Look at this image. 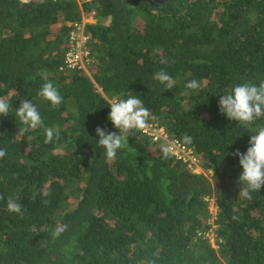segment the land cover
Masks as SVG:
<instances>
[{
    "label": "trees",
    "instance_id": "16d2710c",
    "mask_svg": "<svg viewBox=\"0 0 264 264\" xmlns=\"http://www.w3.org/2000/svg\"><path fill=\"white\" fill-rule=\"evenodd\" d=\"M79 9L0 0V96L13 104L0 116V264H264V187L240 197L232 155L246 152L264 117L241 125L218 108L232 86L264 80V0H90ZM92 10L87 72L61 69L73 25ZM161 69L171 89L153 79ZM43 77L63 98L56 108L37 95ZM192 79L198 90L185 87ZM128 96L211 179L165 157L142 130L107 160L95 129L118 133L109 102ZM25 98L59 140L21 130L14 108ZM10 196L22 216L7 210ZM213 226L218 251L204 236Z\"/></svg>",
    "mask_w": 264,
    "mask_h": 264
},
{
    "label": "clouds",
    "instance_id": "9594fccd",
    "mask_svg": "<svg viewBox=\"0 0 264 264\" xmlns=\"http://www.w3.org/2000/svg\"><path fill=\"white\" fill-rule=\"evenodd\" d=\"M28 1L39 2L40 0ZM74 1L81 9L82 4L90 0ZM91 13H94V22L91 25L96 24L95 12L93 10L86 16L81 13L80 21L75 24H81ZM87 25V23H84V29ZM43 78L45 82L42 84L37 95L43 100L50 102L52 108H56L62 103L63 98L58 88L48 81L46 77ZM153 79L164 84L167 89H171L175 84L174 79L163 69L157 71ZM185 87L191 90H198L201 84L198 80L192 79L186 83ZM219 97V111L229 120L239 122L241 125L251 126L256 119L264 117V80H261L258 84L247 81L236 84L225 94L219 95ZM10 107H13L12 101L4 96H0V116H8ZM108 107L110 108V113L107 119L111 121L113 127L118 130V133L108 131L100 126L96 127L95 132L98 137V140H96L97 146L104 149L106 159L111 161L116 158L118 150L129 146V137L134 130H144L150 126V119L155 120L156 118L151 116L149 110L143 105L142 100L136 96H128L126 99H114L109 102ZM14 109L15 117L22 125L21 130L23 132L42 127L45 143L52 142L54 137L59 140V131L54 130L52 127L44 126V121L31 99H22L19 106ZM184 140L190 142L191 137L186 135ZM171 152V146L163 148L165 157L169 156ZM232 155L238 157L239 165L242 168L237 178V183L240 186L238 195L251 200L252 193L259 192L264 187V126H259L255 134L250 136L246 152L242 153L237 149ZM5 156L6 150L0 149V158ZM0 199H3V196H0ZM23 207V204L20 202H17L11 196L8 197L6 208L9 212L22 216ZM68 227L67 224L54 227L51 232L52 238L58 239L67 231Z\"/></svg>",
    "mask_w": 264,
    "mask_h": 264
},
{
    "label": "built area",
    "instance_id": "2783aa9c",
    "mask_svg": "<svg viewBox=\"0 0 264 264\" xmlns=\"http://www.w3.org/2000/svg\"><path fill=\"white\" fill-rule=\"evenodd\" d=\"M20 2H26L28 0H19ZM78 2L83 0H77ZM94 13H91L84 19L81 24H75L74 29L71 31L69 35V44L70 47L65 53L63 60V68L61 69H79L87 72L89 68V58L87 51V42L89 40L88 36L84 34V23L90 24L93 21ZM87 48V49H86ZM150 126L142 130V134L152 140L153 143H160L164 147L171 146L172 155L176 160L183 161L185 163L188 162V168L192 170L194 173V168H200L197 165V160L194 157V154L190 149H187L180 143L176 141H171L168 139L166 132L163 127L158 126L156 124H149ZM205 239L209 240L213 245V242L216 241L214 236V227L211 228L205 235Z\"/></svg>",
    "mask_w": 264,
    "mask_h": 264
},
{
    "label": "rangeland",
    "instance_id": "374dc122",
    "mask_svg": "<svg viewBox=\"0 0 264 264\" xmlns=\"http://www.w3.org/2000/svg\"><path fill=\"white\" fill-rule=\"evenodd\" d=\"M93 22H94V20L91 21L90 24L93 23ZM160 145H162V144H160ZM194 171H195L196 174H203V175H205V177L207 179H211V174L209 172H204L200 168H194ZM215 197H216V193L214 192L213 196L210 197V206H209V209H210V212H211L212 216H214L215 212H216V199H215ZM213 248L216 251L219 250L218 241H214L213 242Z\"/></svg>",
    "mask_w": 264,
    "mask_h": 264
}]
</instances>
